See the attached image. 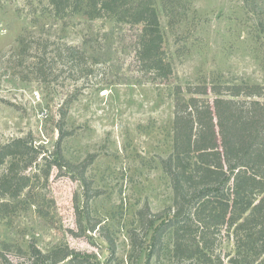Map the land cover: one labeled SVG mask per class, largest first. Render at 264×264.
<instances>
[{
    "label": "rangeland",
    "instance_id": "374dc122",
    "mask_svg": "<svg viewBox=\"0 0 264 264\" xmlns=\"http://www.w3.org/2000/svg\"><path fill=\"white\" fill-rule=\"evenodd\" d=\"M151 1L173 67L166 80L138 58L139 24L55 16L48 0H0V146L24 139L37 149L23 171L29 185L0 194V264H52L44 255L59 246L73 250L59 264H176L169 236L159 255L152 250L173 214L162 161L174 149L175 86L264 85V0ZM46 38L54 44L45 58ZM63 44L87 52L92 73L66 65L55 51ZM40 58L47 81L31 64ZM146 208L160 215L148 230L139 219ZM219 241L215 254L230 264L234 243L225 231Z\"/></svg>",
    "mask_w": 264,
    "mask_h": 264
},
{
    "label": "trees",
    "instance_id": "16d2710c",
    "mask_svg": "<svg viewBox=\"0 0 264 264\" xmlns=\"http://www.w3.org/2000/svg\"><path fill=\"white\" fill-rule=\"evenodd\" d=\"M46 5L59 17L81 13L90 19L141 25L137 40L140 62L154 79L166 80L172 75V64L162 49L160 19L151 0H48ZM259 19L264 30V17ZM25 40L20 42L21 53L30 47ZM38 44L46 58L54 42L46 38ZM55 51L67 59L65 64L73 71L92 73L89 55L81 48L63 44ZM31 64L38 80H49L44 58ZM210 90L216 96L213 101L205 97ZM174 95V149L162 161L174 191L173 214L156 229L152 250L159 255L169 236L172 243L166 249L176 264H224L215 253L225 231L235 247L228 254L230 264H264V85H176ZM70 103L68 100L62 107L64 117ZM36 157L37 149L24 139L0 146V165L7 164L0 176V194L15 185L18 191L29 185L23 171ZM139 214L144 230L160 216H149L148 208ZM132 237L134 246L141 248L142 240L135 234ZM72 254L68 246H59L44 258L59 264Z\"/></svg>",
    "mask_w": 264,
    "mask_h": 264
}]
</instances>
